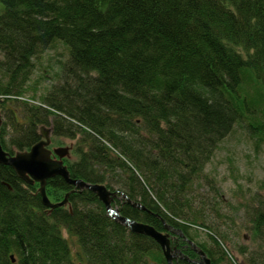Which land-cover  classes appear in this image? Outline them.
I'll use <instances>...</instances> for the list:
<instances>
[{"label":"trees","instance_id":"1","mask_svg":"<svg viewBox=\"0 0 264 264\" xmlns=\"http://www.w3.org/2000/svg\"><path fill=\"white\" fill-rule=\"evenodd\" d=\"M0 4L4 149L29 150L42 139L40 128H51L50 147L70 148L64 163L72 178L118 191L123 199L113 203L122 215L177 230L222 264L231 235L212 221L215 208L195 207L189 198L237 125L264 143V0ZM61 44L68 55L60 67L64 83L38 102L25 98L36 61ZM64 137L76 143L63 146ZM39 186L0 163V264H168L152 237L112 218L94 191L50 178L49 198L63 194L52 202L70 193L66 205L50 210ZM246 207L257 247L245 264H264V195ZM194 229L210 242L195 241ZM64 231L77 239L75 254Z\"/></svg>","mask_w":264,"mask_h":264},{"label":"rangeland","instance_id":"2","mask_svg":"<svg viewBox=\"0 0 264 264\" xmlns=\"http://www.w3.org/2000/svg\"><path fill=\"white\" fill-rule=\"evenodd\" d=\"M1 5V4H0ZM68 55L64 46L48 49L36 61L34 73L28 82L25 98L41 100L54 86L64 83L60 77V67ZM2 120L6 121L4 114ZM7 129L12 131L11 126ZM63 146L76 143L74 139L64 137ZM75 157L72 153L69 158ZM264 179V143L252 137L246 125H237L235 129L220 142L212 158L192 186L191 202L195 207L209 209L213 207L212 221H217L231 235V240L224 242L229 252L222 264H245L249 252L257 247L256 239L249 229L250 212L246 203L259 191ZM62 193L52 191L51 200L62 198ZM118 199H123L120 195ZM193 199V200H192ZM117 204V203H113ZM117 208L119 204L116 205ZM220 213L221 218L216 217ZM195 241L210 242L205 231L191 230ZM74 254L79 249L76 237L64 231ZM247 253H243V249ZM194 250V249H193ZM195 251V250H194ZM196 252V251H195ZM197 253V252H196ZM198 254V253H197ZM199 255V254H198Z\"/></svg>","mask_w":264,"mask_h":264},{"label":"water","instance_id":"3","mask_svg":"<svg viewBox=\"0 0 264 264\" xmlns=\"http://www.w3.org/2000/svg\"><path fill=\"white\" fill-rule=\"evenodd\" d=\"M1 124L0 114V163L13 167L21 178L29 183H39V192L42 196V202L50 210L64 206L69 201L68 192L63 201L54 203L47 193V181L57 175L62 176L68 183L73 185L74 190L88 188L94 191L99 199L105 204L109 215L115 220L127 226L132 232L144 234L152 237L162 248L168 264H174V259L181 253L174 250L171 245L170 234L156 229L154 226L140 222L138 220L126 217L120 213V210L113 206L118 191H112L105 184L89 183L79 178H72L68 166L64 163V157L68 155L69 147L51 148L52 130L49 127L42 126L40 132L42 139L36 142L29 150L10 153L5 150L1 142ZM132 205L145 209L139 202L132 201L127 195H124ZM188 239V238H187ZM192 248L199 254L200 264H213L206 251L200 248L194 241L188 239ZM13 260L14 257L12 256Z\"/></svg>","mask_w":264,"mask_h":264},{"label":"flooded vegetation","instance_id":"4","mask_svg":"<svg viewBox=\"0 0 264 264\" xmlns=\"http://www.w3.org/2000/svg\"><path fill=\"white\" fill-rule=\"evenodd\" d=\"M166 233L170 234L172 248H174L175 251L179 250L181 252L178 254L176 259H174V264L175 261H177L179 264L181 261H189L200 264L199 262H197L200 258L198 254V256L190 257L187 252H185L189 249H193L187 238H185L181 233L174 229H169Z\"/></svg>","mask_w":264,"mask_h":264},{"label":"bare ground","instance_id":"5","mask_svg":"<svg viewBox=\"0 0 264 264\" xmlns=\"http://www.w3.org/2000/svg\"><path fill=\"white\" fill-rule=\"evenodd\" d=\"M118 194H119V192H118ZM118 197V196H117Z\"/></svg>","mask_w":264,"mask_h":264}]
</instances>
